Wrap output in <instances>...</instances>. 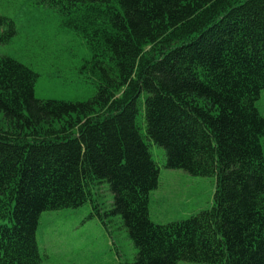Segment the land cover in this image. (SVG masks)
Returning a JSON list of instances; mask_svg holds the SVG:
<instances>
[{
	"label": "trees",
	"instance_id": "16d2710c",
	"mask_svg": "<svg viewBox=\"0 0 264 264\" xmlns=\"http://www.w3.org/2000/svg\"><path fill=\"white\" fill-rule=\"evenodd\" d=\"M51 1L85 40L97 88L85 102L39 100L37 74L0 56V264H39L40 214L88 201L103 225L121 218L129 264H264V0ZM140 110L167 169L215 178L210 209L150 220L159 171Z\"/></svg>",
	"mask_w": 264,
	"mask_h": 264
},
{
	"label": "rangeland",
	"instance_id": "374dc122",
	"mask_svg": "<svg viewBox=\"0 0 264 264\" xmlns=\"http://www.w3.org/2000/svg\"><path fill=\"white\" fill-rule=\"evenodd\" d=\"M65 15L51 0H0V56H7L37 74L34 96L39 100L85 102L96 93L86 68L90 52L85 40L63 24ZM10 30L14 31L5 41ZM141 101H143L141 97ZM264 118V90L256 102ZM136 125L158 167V185L148 196L154 224L184 221L212 207L214 177L191 176L167 169L165 151L149 141L140 110ZM264 152V138L261 139ZM92 199L100 214L110 211L112 193L106 183L96 185ZM90 201L77 209L44 211L35 231L39 264H129L137 249L117 215L95 217ZM177 264H198L180 261Z\"/></svg>",
	"mask_w": 264,
	"mask_h": 264
}]
</instances>
